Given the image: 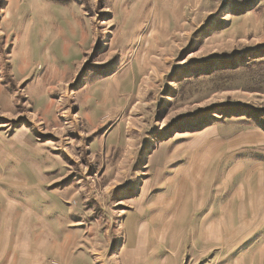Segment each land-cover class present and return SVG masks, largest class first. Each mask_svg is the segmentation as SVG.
<instances>
[{"label":"rangeland","instance_id":"1","mask_svg":"<svg viewBox=\"0 0 264 264\" xmlns=\"http://www.w3.org/2000/svg\"><path fill=\"white\" fill-rule=\"evenodd\" d=\"M260 183L264 0H0V264H231Z\"/></svg>","mask_w":264,"mask_h":264},{"label":"crops","instance_id":"2","mask_svg":"<svg viewBox=\"0 0 264 264\" xmlns=\"http://www.w3.org/2000/svg\"><path fill=\"white\" fill-rule=\"evenodd\" d=\"M236 196L226 200V208L218 219L210 220L208 230L216 229L220 238L224 233L228 236L226 255L237 254L235 261L229 263L264 264V184H258L254 194L237 189ZM7 248L8 245H2L0 261L7 254Z\"/></svg>","mask_w":264,"mask_h":264},{"label":"bare ground","instance_id":"3","mask_svg":"<svg viewBox=\"0 0 264 264\" xmlns=\"http://www.w3.org/2000/svg\"><path fill=\"white\" fill-rule=\"evenodd\" d=\"M136 2H137V1H136ZM134 6H135V5H134ZM132 10H133V9H132ZM128 14H129V13H128ZM129 15H130V14H129ZM127 17H128V16H127ZM25 29H26V28H25ZM28 30H29V28H28ZM29 31H30V30H29ZM26 35H28V34H26ZM59 35H60V34H59ZM37 36H38V35H37ZM47 37H48V36H47ZM27 38H28V37H27ZM33 42H34V41H33ZM38 43H39V42H38ZM36 46H37V45H36ZM36 46H35V47H36ZM23 47H24V46H23ZM29 48H30V47H29ZM59 48H60V47H59ZM29 50H30V49H29ZM36 50H37V48H36ZM60 51H61V49H60ZM18 53H19V52H18ZM36 53H37V52H36ZM38 53H39V52H38ZM50 54H51V53H50ZM17 57H18V54H17ZM35 60H36V59H35ZM16 61H17V60H16ZM14 62H15V61H14ZM15 65H16V64H15ZM34 88H35V87H34ZM98 92H99V91H98ZM92 98H93V95H92ZM96 100H97V99H96ZM95 105H97V104H95ZM95 107H96V106H95ZM96 108H97V107H96ZM108 108H109V107H108ZM98 109H99V108H98ZM100 109H101V108H100ZM99 114H100V113H99ZM94 116H95V115H94ZM92 117H93V116L91 115V118H90L91 120H92ZM93 118H94V117H93ZM86 119H87V118H86ZM96 121H97V120H96ZM90 122H91V121H90ZM90 122H89V123H90ZM95 123H96V122H95ZM92 124H93V123H92ZM96 124H97V123H96ZM92 126H94V125H92ZM92 126H91V127H92ZM168 172H169V171H168ZM236 173H237V172H236ZM176 179H177V178H175V180H176ZM174 182H175V181H174ZM232 182H233V181H232ZM165 183H166V182H165ZM170 186H171V185H170ZM227 187H228V186H227ZM208 197H209V196H208ZM206 201H207V200H206ZM172 204H173V203H172ZM170 207H172V205H171ZM162 209H163V208H162ZM164 209H165V208H164ZM168 210H169V209H168ZM158 244H159V243H158ZM159 247H160V245H159ZM155 253H156V252H155ZM45 255H46V254H45ZM48 259H49V258H48ZM102 262H103V261H102Z\"/></svg>","mask_w":264,"mask_h":264},{"label":"trees","instance_id":"4","mask_svg":"<svg viewBox=\"0 0 264 264\" xmlns=\"http://www.w3.org/2000/svg\"><path fill=\"white\" fill-rule=\"evenodd\" d=\"M252 114L256 115V114H258V111L257 110H253Z\"/></svg>","mask_w":264,"mask_h":264}]
</instances>
